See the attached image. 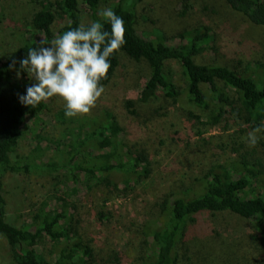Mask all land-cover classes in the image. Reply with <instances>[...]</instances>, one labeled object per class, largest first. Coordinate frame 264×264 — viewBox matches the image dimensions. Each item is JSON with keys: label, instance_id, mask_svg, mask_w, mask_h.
Listing matches in <instances>:
<instances>
[{"label": "rangeland", "instance_id": "1", "mask_svg": "<svg viewBox=\"0 0 264 264\" xmlns=\"http://www.w3.org/2000/svg\"><path fill=\"white\" fill-rule=\"evenodd\" d=\"M105 1L103 9L116 2ZM31 8L27 0H0V60L18 47L21 40L31 37L24 30ZM80 9L82 24H89L81 4ZM61 25L59 21L55 30ZM203 27L209 30L213 46L195 57L196 63L229 69L264 63V30L249 25L220 0H145L137 9V32L146 37L161 36L169 44H178L179 35ZM118 62L95 107L75 118L82 123H98L104 114H111L120 127L119 141L131 151L146 155L147 177L134 180L131 176L129 179L112 174L104 179L97 174L87 187L83 177L74 184L59 174L43 175L35 170L4 176L8 222L19 227L30 223L40 209L66 210L77 237L93 249L94 264H116L113 257L119 254L121 264H142L144 257L151 254L142 230L159 222V203L164 195L180 186L195 184L210 167L235 157L231 153L235 147L228 137L231 131L207 125L204 114L184 102L183 96L177 102L162 97L140 102L139 93L148 75L146 65L123 54ZM165 72L182 92L185 82L178 63L168 62ZM14 81L24 93L35 82L28 74L14 76ZM127 102H132V112L126 108ZM43 104L41 114L36 119L27 118L21 126L17 150L20 159L12 160V164L23 168L39 163H63L61 129L55 117L64 104L57 97ZM247 133L240 137L241 141L264 159V138L257 146L249 147L244 139ZM102 208L108 215L101 220L96 214ZM202 225L206 229L205 233L201 231L206 240L204 253L197 255L183 249L179 264H249L256 251L249 220L228 213L209 214L203 217ZM34 250L47 261L57 253L54 243L46 237ZM5 254L6 243L0 236V264H11Z\"/></svg>", "mask_w": 264, "mask_h": 264}, {"label": "trees", "instance_id": "2", "mask_svg": "<svg viewBox=\"0 0 264 264\" xmlns=\"http://www.w3.org/2000/svg\"><path fill=\"white\" fill-rule=\"evenodd\" d=\"M27 1L32 6V13L24 21V30L31 33V37L21 40L18 47L0 60V236L6 243L4 257L11 264H94L93 249L77 237L68 222L66 210L40 209L30 223H22L19 227L8 222L4 176L35 170L43 175L59 174L66 182L74 184L83 177L89 187L97 174L103 175L104 179L112 174L129 179L131 176L134 180L146 178L148 160L143 152H133L119 141L120 127L111 114H104L98 123H82L75 117H66L61 109L55 118L61 129L63 163H39L23 168L12 164V160L20 159L17 150L21 126L27 118L36 119L44 109L43 102L35 107L19 102V96L25 93L14 81V76L27 74L19 61L27 56L29 49L38 46L39 37L51 41L56 35L80 26V4L89 23L97 20L103 23L98 13L106 2ZM144 1L116 0L112 5L111 8L125 22V44L110 58L111 67L101 83L106 86L112 79L119 55L143 62L148 75L139 93V101L147 103L162 97L177 102L183 96L184 102L204 114L207 125L220 126L224 132L231 131L228 137L235 147L231 150L235 157L232 161L210 167L195 184L180 186V189L164 195L159 203V222L154 227L146 225L142 230L151 253L144 257L142 264H179L183 249L202 255L203 241H206L201 233L206 231L202 228L203 217L224 213L250 221L256 251L249 264H264V159L248 150L240 139L264 121V63L243 69L196 63L194 58L213 46L209 30L204 27L179 35L178 44L166 43L161 36L140 35L136 30V17L138 6ZM220 1L252 27L264 30V0ZM59 21L62 25L55 30ZM104 28L111 31L110 24H105ZM168 62L178 63L180 67L185 82L182 92L165 72ZM132 105V102L126 103L129 112H132ZM259 143L261 141L257 145ZM96 215L102 220L108 214L102 208ZM43 237L49 238L57 250L52 260L47 261L34 250ZM113 258L116 264H121L120 254Z\"/></svg>", "mask_w": 264, "mask_h": 264}, {"label": "clouds", "instance_id": "3", "mask_svg": "<svg viewBox=\"0 0 264 264\" xmlns=\"http://www.w3.org/2000/svg\"><path fill=\"white\" fill-rule=\"evenodd\" d=\"M98 15L102 18L81 24L56 35L51 41L41 39L20 60L21 68L35 82L19 96L24 106L35 107L53 97L62 100L68 118L87 114L105 93L101 83L111 67L110 58L125 44V22L111 7ZM110 24L111 31H106ZM264 138V121L244 138L255 147Z\"/></svg>", "mask_w": 264, "mask_h": 264}]
</instances>
